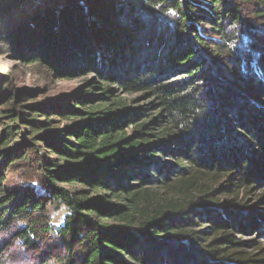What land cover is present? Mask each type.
I'll return each mask as SVG.
<instances>
[{"label": "trees", "instance_id": "trees-1", "mask_svg": "<svg viewBox=\"0 0 264 264\" xmlns=\"http://www.w3.org/2000/svg\"><path fill=\"white\" fill-rule=\"evenodd\" d=\"M79 6L13 39L92 76L54 100L0 82V264H264L236 235L264 234V196L241 197L264 189V0Z\"/></svg>", "mask_w": 264, "mask_h": 264}, {"label": "rangeland", "instance_id": "rangeland-1", "mask_svg": "<svg viewBox=\"0 0 264 264\" xmlns=\"http://www.w3.org/2000/svg\"><path fill=\"white\" fill-rule=\"evenodd\" d=\"M93 1L101 6L102 14L112 10V0H75L78 6L82 2L90 4ZM65 3H67V0H0V82L6 78L11 89H31L38 92L41 96L40 99L49 100L58 99L86 85L92 75H77L72 78L57 77L47 66L26 63L20 59L17 49L15 50L16 46H14L13 39L23 32L21 41L24 42L23 49L26 51L27 43L25 41L27 35L33 34V29L28 22L34 13H44L53 9L57 11L58 7ZM79 7L81 10L84 9L82 6ZM103 15L105 16H99L100 25L104 24V21L108 18L107 16H109L107 14ZM145 15L147 22L152 24L151 27H161V30H164L169 26L170 15H166L163 8L155 9L152 13H146ZM22 28H27L28 31H22ZM137 96L138 94L134 93L129 97L134 98ZM33 181L24 179L18 182L31 184ZM244 195L246 203H253L259 196H264V189L255 188L247 194L241 193V197ZM258 204L264 210V203ZM50 212L56 223H59V220L65 214L63 210L54 208H51ZM236 235L239 240L251 242L249 247H245L246 250H249L248 253L259 252L264 256V234L257 230H251L249 233L237 232ZM27 260L29 262L26 264H38L33 258ZM4 264H7L6 261Z\"/></svg>", "mask_w": 264, "mask_h": 264}]
</instances>
